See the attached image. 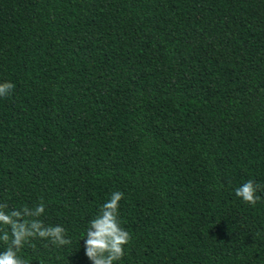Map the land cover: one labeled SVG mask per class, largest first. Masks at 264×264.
I'll return each mask as SVG.
<instances>
[{
    "label": "trees",
    "instance_id": "1",
    "mask_svg": "<svg viewBox=\"0 0 264 264\" xmlns=\"http://www.w3.org/2000/svg\"><path fill=\"white\" fill-rule=\"evenodd\" d=\"M5 81L0 203L43 200L72 240L30 241L29 264H92L114 191L117 264H264V0H0Z\"/></svg>",
    "mask_w": 264,
    "mask_h": 264
},
{
    "label": "clouds",
    "instance_id": "2",
    "mask_svg": "<svg viewBox=\"0 0 264 264\" xmlns=\"http://www.w3.org/2000/svg\"><path fill=\"white\" fill-rule=\"evenodd\" d=\"M14 88L12 82L0 83V98L10 96ZM258 191L260 185L249 179L235 189V195L244 203L255 206L261 200ZM124 196L123 192L114 191L88 222L82 239L85 255L92 264H117L126 254L132 234L122 226L120 218V201ZM45 208L43 200L35 206L11 209L7 203H0V246L3 248L0 250V264H29L21 251L37 238L50 241L56 247L72 243L62 225L44 223L41 217L45 215Z\"/></svg>",
    "mask_w": 264,
    "mask_h": 264
}]
</instances>
